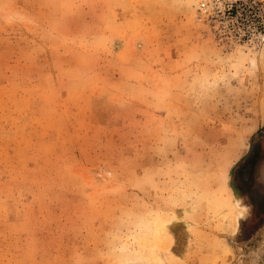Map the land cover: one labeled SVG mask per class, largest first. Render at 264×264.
Segmentation results:
<instances>
[{
    "label": "rangeland",
    "instance_id": "1",
    "mask_svg": "<svg viewBox=\"0 0 264 264\" xmlns=\"http://www.w3.org/2000/svg\"><path fill=\"white\" fill-rule=\"evenodd\" d=\"M260 135L264 0H0V264H264Z\"/></svg>",
    "mask_w": 264,
    "mask_h": 264
},
{
    "label": "flooded vegetation",
    "instance_id": "2",
    "mask_svg": "<svg viewBox=\"0 0 264 264\" xmlns=\"http://www.w3.org/2000/svg\"><path fill=\"white\" fill-rule=\"evenodd\" d=\"M253 150L238 168L236 188L245 208L241 218L240 236L250 240L264 228V135L254 141Z\"/></svg>",
    "mask_w": 264,
    "mask_h": 264
},
{
    "label": "bare ground",
    "instance_id": "3",
    "mask_svg": "<svg viewBox=\"0 0 264 264\" xmlns=\"http://www.w3.org/2000/svg\"><path fill=\"white\" fill-rule=\"evenodd\" d=\"M242 209L238 208V211L237 213H235V218H236V221L235 223L237 224L239 222V217L240 215L242 214ZM156 241H159L160 243L164 244V246H166V248H169L170 246L173 245V242H174V237H172L171 235H169L168 231H166L165 233H161V232H157L155 234V237Z\"/></svg>",
    "mask_w": 264,
    "mask_h": 264
}]
</instances>
